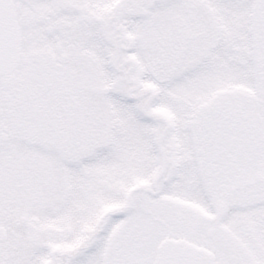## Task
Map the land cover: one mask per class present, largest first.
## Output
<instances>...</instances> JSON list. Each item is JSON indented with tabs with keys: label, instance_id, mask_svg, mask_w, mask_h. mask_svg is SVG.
<instances>
[{
	"label": "snow or ice",
	"instance_id": "1",
	"mask_svg": "<svg viewBox=\"0 0 264 264\" xmlns=\"http://www.w3.org/2000/svg\"><path fill=\"white\" fill-rule=\"evenodd\" d=\"M0 264H264V0H0Z\"/></svg>",
	"mask_w": 264,
	"mask_h": 264
}]
</instances>
